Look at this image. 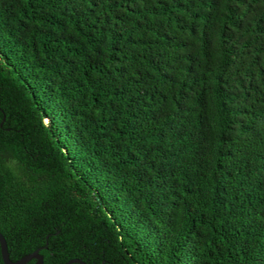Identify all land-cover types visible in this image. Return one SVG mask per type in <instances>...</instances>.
Returning <instances> with one entry per match:
<instances>
[{
  "label": "trees",
  "instance_id": "1",
  "mask_svg": "<svg viewBox=\"0 0 264 264\" xmlns=\"http://www.w3.org/2000/svg\"><path fill=\"white\" fill-rule=\"evenodd\" d=\"M0 233L12 261L264 264V0H0Z\"/></svg>",
  "mask_w": 264,
  "mask_h": 264
},
{
  "label": "water",
  "instance_id": "2",
  "mask_svg": "<svg viewBox=\"0 0 264 264\" xmlns=\"http://www.w3.org/2000/svg\"><path fill=\"white\" fill-rule=\"evenodd\" d=\"M39 249L40 248L36 249L35 251L29 254H26L25 256L21 257L20 259L16 261H12L9 258L6 240L4 236L0 233V254H1V258L4 264H26L31 259L35 260L34 264H42L43 258H42V255L39 253ZM71 263L86 264L84 261L78 258H73L66 262V264H71Z\"/></svg>",
  "mask_w": 264,
  "mask_h": 264
}]
</instances>
